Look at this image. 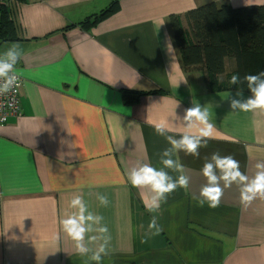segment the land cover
<instances>
[{"label":"crops","instance_id":"1","mask_svg":"<svg viewBox=\"0 0 264 264\" xmlns=\"http://www.w3.org/2000/svg\"><path fill=\"white\" fill-rule=\"evenodd\" d=\"M111 1L10 0L19 38L0 41V55L20 45L22 86L20 114L0 124V264H95L77 254L62 229L77 195L109 229L101 264H264V199L244 206L233 184L216 208L193 200L213 152L232 155L254 176L255 165L264 163V112L230 108L232 59H225L216 86L199 67L185 68L169 18L187 28L185 13L204 3L264 0H118L115 12L95 25H79ZM196 103L208 108L214 138L199 158L182 151L173 157L184 165L189 188L167 195L162 231L152 235L154 214L144 204L150 193L134 188L128 173L140 163L162 167L159 154L170 144L155 125L166 124L175 138L195 132L182 117ZM99 194L107 195V207ZM99 235L86 236L92 251L103 241L89 238Z\"/></svg>","mask_w":264,"mask_h":264},{"label":"clouds","instance_id":"2","mask_svg":"<svg viewBox=\"0 0 264 264\" xmlns=\"http://www.w3.org/2000/svg\"><path fill=\"white\" fill-rule=\"evenodd\" d=\"M22 57L23 50L19 44H12L0 55V95L18 86L19 73L16 65ZM229 83L236 86L235 94L228 93L226 98L233 111L264 112V71L246 74L243 77L233 74ZM244 84L250 92L247 97L244 96V89L240 87ZM182 120L186 129L196 131H185L179 138H175L167 134L169 130L166 124L159 123L154 127L155 132L164 136L170 144V147L159 154L161 168L157 169L149 163H140L128 173V181L134 188L147 189L150 193L144 204L147 211L154 214L148 225L150 231L155 230L152 235H158L162 231L158 219L161 203L166 201L167 195L177 188L185 191L189 188L190 177L185 173L184 165L173 157L182 151L186 155L199 158L200 149L207 147L208 141L214 138L215 125L210 120L207 107H202L199 103L194 104L185 109ZM255 168L256 172L250 178L241 171L240 162L232 155L222 156L219 152H213L210 157L205 158L201 168L206 183L201 186L199 196H193V200L197 201L200 207L207 204L210 208H216L220 205L224 189L230 188L233 184L238 186L240 202L244 206L250 205L257 198L264 199V163L258 162ZM167 170L179 173L178 177L174 179ZM97 199L103 207L110 203L104 194H99ZM70 207L76 211L61 220L64 233L74 242L77 254L86 256L95 264H101L110 241L109 229L102 223L104 217L89 211L88 205L79 195L71 199ZM92 232H98L100 235L91 236L90 241H103L96 251H92L85 242L87 234Z\"/></svg>","mask_w":264,"mask_h":264},{"label":"trees","instance_id":"3","mask_svg":"<svg viewBox=\"0 0 264 264\" xmlns=\"http://www.w3.org/2000/svg\"><path fill=\"white\" fill-rule=\"evenodd\" d=\"M117 8L118 0H112L79 25L93 26ZM15 11V4L0 3V41L19 38ZM169 18L183 66L202 69L211 86H216L215 78L224 72L227 58L235 62V72L241 77L264 71V5L232 7L210 1L185 13L187 28L174 15ZM240 87L248 91L246 84Z\"/></svg>","mask_w":264,"mask_h":264},{"label":"built area","instance_id":"4","mask_svg":"<svg viewBox=\"0 0 264 264\" xmlns=\"http://www.w3.org/2000/svg\"><path fill=\"white\" fill-rule=\"evenodd\" d=\"M10 2V0H0L1 4ZM22 78L19 76L18 86L14 87L8 93L0 95V124H5L9 117L20 114V93Z\"/></svg>","mask_w":264,"mask_h":264}]
</instances>
